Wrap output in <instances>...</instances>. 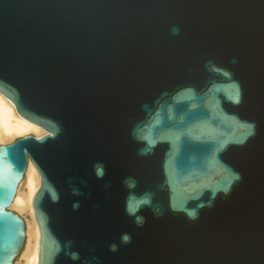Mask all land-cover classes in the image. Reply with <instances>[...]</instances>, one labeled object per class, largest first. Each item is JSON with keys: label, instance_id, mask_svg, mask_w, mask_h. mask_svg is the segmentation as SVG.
I'll return each instance as SVG.
<instances>
[{"label": "water", "instance_id": "1", "mask_svg": "<svg viewBox=\"0 0 264 264\" xmlns=\"http://www.w3.org/2000/svg\"><path fill=\"white\" fill-rule=\"evenodd\" d=\"M0 264L31 160L38 264H264V0H0Z\"/></svg>", "mask_w": 264, "mask_h": 264}, {"label": "bare ground", "instance_id": "2", "mask_svg": "<svg viewBox=\"0 0 264 264\" xmlns=\"http://www.w3.org/2000/svg\"><path fill=\"white\" fill-rule=\"evenodd\" d=\"M29 131H43L44 134L46 133L41 127L29 121L18 119L17 113L13 109V103L0 96V142L8 141L14 136L24 135ZM24 177L25 190H18L22 183L20 182L9 210L26 211L30 214L31 220L28 223V250H24L23 258L24 264H38L40 230L34 216L33 198L40 186V176L31 160H28L27 174Z\"/></svg>", "mask_w": 264, "mask_h": 264}, {"label": "rangeland", "instance_id": "3", "mask_svg": "<svg viewBox=\"0 0 264 264\" xmlns=\"http://www.w3.org/2000/svg\"><path fill=\"white\" fill-rule=\"evenodd\" d=\"M44 134L43 131H40V132H35V131H29L27 133H25L24 135H21V136H14V137H11L8 141H4V142H0L1 145H5V144H9V143H12L14 140H16L17 138H20V137H23V136H27V135H33L35 137H40ZM25 178V177H24ZM18 190H21V191H24L25 190V185H24V182H22L19 186V189ZM13 212H16V213H21L23 214L24 216V219L26 221V224H27V233H28V223L29 221L31 220V217H30V214L28 212H19L15 209H11ZM24 252V250H23ZM14 264H24V258L23 259H20V260H17L14 262Z\"/></svg>", "mask_w": 264, "mask_h": 264}]
</instances>
